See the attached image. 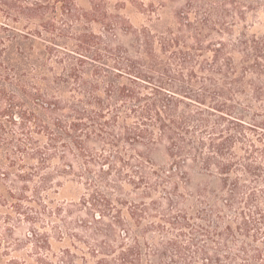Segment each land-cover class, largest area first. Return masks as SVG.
Masks as SVG:
<instances>
[{
    "label": "trees",
    "instance_id": "obj_1",
    "mask_svg": "<svg viewBox=\"0 0 264 264\" xmlns=\"http://www.w3.org/2000/svg\"><path fill=\"white\" fill-rule=\"evenodd\" d=\"M88 1L0 0V264H264V0Z\"/></svg>",
    "mask_w": 264,
    "mask_h": 264
},
{
    "label": "rangeland",
    "instance_id": "obj_2",
    "mask_svg": "<svg viewBox=\"0 0 264 264\" xmlns=\"http://www.w3.org/2000/svg\"><path fill=\"white\" fill-rule=\"evenodd\" d=\"M78 4L79 7L88 9L90 8V4L88 0H74ZM142 4H145V8L147 10L156 11L154 13L149 12L150 15L139 14L133 9L122 10L120 11L122 15H127L130 21L135 25L139 26L140 24L150 25V20L148 18L153 19V21L158 22L159 18L168 19L171 17L172 12L179 9L183 5L182 0H140ZM148 17V18H147ZM91 29L96 33H100L101 28L97 24H92ZM246 31L248 35H255L260 39L264 40V11H261L257 15H248V19L245 23L238 25L235 36H238L241 32ZM122 42L128 44V38L122 37ZM156 160L159 164L163 165L167 161V158L164 156L163 152H158L156 154ZM10 183H8V186ZM60 195L57 196V199L60 201H76L80 198L81 189L74 188L70 185H66L64 188H61Z\"/></svg>",
    "mask_w": 264,
    "mask_h": 264
}]
</instances>
